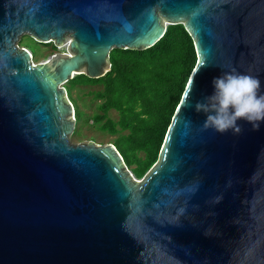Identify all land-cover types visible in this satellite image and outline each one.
Wrapping results in <instances>:
<instances>
[{
  "label": "water",
  "instance_id": "obj_1",
  "mask_svg": "<svg viewBox=\"0 0 264 264\" xmlns=\"http://www.w3.org/2000/svg\"><path fill=\"white\" fill-rule=\"evenodd\" d=\"M183 24L197 63L140 179L112 144L78 145L66 83ZM69 42L35 65L17 41ZM264 94V0H0V264H264V122L204 130L214 77Z\"/></svg>",
  "mask_w": 264,
  "mask_h": 264
},
{
  "label": "trees",
  "instance_id": "obj_2",
  "mask_svg": "<svg viewBox=\"0 0 264 264\" xmlns=\"http://www.w3.org/2000/svg\"><path fill=\"white\" fill-rule=\"evenodd\" d=\"M197 62L193 40L183 24L168 25L162 37L146 49H112L109 71L93 79L80 74L67 87L100 84L98 119L115 110L118 120L102 128L127 132L113 142L127 168L140 179L157 161L171 119ZM142 153V155H139Z\"/></svg>",
  "mask_w": 264,
  "mask_h": 264
},
{
  "label": "clouds",
  "instance_id": "obj_3",
  "mask_svg": "<svg viewBox=\"0 0 264 264\" xmlns=\"http://www.w3.org/2000/svg\"><path fill=\"white\" fill-rule=\"evenodd\" d=\"M213 92L195 104L196 112L205 113L204 130L234 135L242 129L237 121L243 120L258 130L264 122V94L258 95L260 81L249 75L226 73L214 77Z\"/></svg>",
  "mask_w": 264,
  "mask_h": 264
},
{
  "label": "rangeland",
  "instance_id": "obj_4",
  "mask_svg": "<svg viewBox=\"0 0 264 264\" xmlns=\"http://www.w3.org/2000/svg\"><path fill=\"white\" fill-rule=\"evenodd\" d=\"M17 44L20 48H25L29 51L31 54V62L35 65L45 62L52 55L66 52L67 47L66 44H55L53 41L39 43L27 34L20 36ZM69 90L79 100V116L74 122L73 129L69 131V134L78 145H94L97 147H104L107 144L113 145L117 137L127 134V132L111 133L102 128L106 120L116 122L118 120V114L115 110H109L105 119H98L101 115L99 106L102 102L94 98L93 95L102 90L100 84L76 85L69 88ZM139 155H142V153H139Z\"/></svg>",
  "mask_w": 264,
  "mask_h": 264
},
{
  "label": "snow or ice",
  "instance_id": "obj_5",
  "mask_svg": "<svg viewBox=\"0 0 264 264\" xmlns=\"http://www.w3.org/2000/svg\"><path fill=\"white\" fill-rule=\"evenodd\" d=\"M197 63H202V61H200L199 59L197 60Z\"/></svg>",
  "mask_w": 264,
  "mask_h": 264
},
{
  "label": "bare ground",
  "instance_id": "obj_6",
  "mask_svg": "<svg viewBox=\"0 0 264 264\" xmlns=\"http://www.w3.org/2000/svg\"><path fill=\"white\" fill-rule=\"evenodd\" d=\"M69 38H66V40H68ZM69 41V40H68ZM70 42V41H69ZM69 42H67V43H65L66 45L69 43Z\"/></svg>",
  "mask_w": 264,
  "mask_h": 264
}]
</instances>
